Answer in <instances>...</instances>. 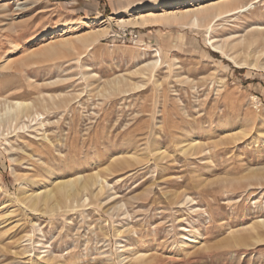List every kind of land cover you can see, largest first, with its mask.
<instances>
[{"label": "rangeland", "instance_id": "374dc122", "mask_svg": "<svg viewBox=\"0 0 264 264\" xmlns=\"http://www.w3.org/2000/svg\"><path fill=\"white\" fill-rule=\"evenodd\" d=\"M154 1L0 0V264H264V0L125 22Z\"/></svg>", "mask_w": 264, "mask_h": 264}, {"label": "bare ground", "instance_id": "6f19581e", "mask_svg": "<svg viewBox=\"0 0 264 264\" xmlns=\"http://www.w3.org/2000/svg\"><path fill=\"white\" fill-rule=\"evenodd\" d=\"M207 1H209L207 4H203V3H206ZM232 1H234V0H217V1H215V0L214 1H210V0H171V1L170 0H160V1H154V2L150 3L151 8H149L148 11L142 10L141 12L138 13V15L132 16V18H130L127 21L125 20V22L128 24H131L133 26H140V27L146 26L148 24L183 23L185 21L187 23L189 22L192 24H197L199 19L202 17L220 16L223 13H228V12L234 10L231 7H229L230 4L232 3ZM263 29L264 28L258 27L257 30L259 31V30H263ZM96 31L97 32H95V33L93 32V33L88 34L87 36H85L83 38H80V40L83 41L84 43L85 42H87V43L91 42L92 40H94L98 36V34H102V30H101V32H99L98 30H96ZM259 32H257V33H259ZM103 33H104V31H103ZM51 38H52V36H51ZM215 41L216 40L210 41V44H211L214 51L222 53L227 59H229L237 67H241L242 65L243 66L246 65L245 62H242V61L239 62V61L235 60L234 56L229 55V53H227V50L224 47V44L223 45L222 44H216ZM66 42H67V40H66ZM244 42H245V40H244ZM237 45H239V44L234 43V44H231L228 46H229V49H232V48H235ZM246 45H247V43H246ZM247 48L249 49V46ZM239 51H240V49H239ZM240 52H242V51H240ZM260 52H262V51H259V53ZM260 55L261 54H258L256 56H260ZM262 68L264 69V66ZM30 108H31V103H28V102H21V101H14L11 103L3 102L0 104V119H2V117L5 116L6 114H8L9 117H12V118L20 117V116H24V115L30 116V114H29ZM2 109H3L4 113L1 112ZM116 160L119 162V164L125 163L124 158H121L119 160H118V158H116ZM97 174L86 178L82 182L79 181V183H78V181H76L72 178L68 179V180H64V181L57 180L55 182V185L57 187V189L55 191L49 190L47 188L41 189L37 192H34L32 194L27 195L25 197V202L30 207H36L37 205H38V207L42 206L41 207V210H42L45 207L55 208V206L58 205L59 201L60 202L64 201V200L70 201V199L74 198V195H76L80 192L82 193L84 191H87L91 187H95L96 192H98L104 188V184H103L104 180L102 177L98 176ZM56 179H58V178H56ZM259 221H260L261 225L264 227V219H259ZM195 238L196 237H194V236H192V237L190 236V237H186L185 240L188 242H193ZM262 239L263 238L260 237L259 234H257L255 237H253L252 240L257 242V241L262 240ZM243 241L244 240H241V238H239V241H237V244L239 242L241 244ZM149 257H151V256H149ZM137 258L143 259L146 257H145V255H142V256H138ZM151 258H149V259H151ZM147 260H148V258H147Z\"/></svg>", "mask_w": 264, "mask_h": 264}]
</instances>
